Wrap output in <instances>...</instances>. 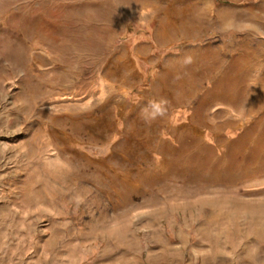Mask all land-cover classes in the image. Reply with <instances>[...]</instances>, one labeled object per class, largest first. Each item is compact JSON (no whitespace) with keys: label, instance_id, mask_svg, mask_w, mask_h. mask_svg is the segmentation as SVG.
<instances>
[{"label":"rangeland","instance_id":"rangeland-1","mask_svg":"<svg viewBox=\"0 0 264 264\" xmlns=\"http://www.w3.org/2000/svg\"><path fill=\"white\" fill-rule=\"evenodd\" d=\"M0 264H264V0H0Z\"/></svg>","mask_w":264,"mask_h":264},{"label":"crops","instance_id":"crops-1","mask_svg":"<svg viewBox=\"0 0 264 264\" xmlns=\"http://www.w3.org/2000/svg\"><path fill=\"white\" fill-rule=\"evenodd\" d=\"M213 57L216 58L217 56H213ZM213 57H211V55H209L207 53L204 54L202 51L192 50L191 54L189 56L191 62L188 63V65L191 64L190 66L192 68V72H191L192 77L198 78L200 80V82L208 83V81L210 80V74L208 72V67L206 65H204L202 63V61L207 62V60H209L210 58H213ZM234 65L235 64L233 63V61H231L229 63V67H234ZM248 69H249V67H248ZM255 79H256V74H254V75L250 74V76H248L246 80H247L248 84H250V83L252 84V83H255ZM234 116L241 118V114H234ZM184 123H186V122H184ZM236 123L237 122L234 121L233 126L231 127L232 129L239 128V126H241V123H237V124ZM192 129H193V131L195 130L194 128H192Z\"/></svg>","mask_w":264,"mask_h":264},{"label":"clouds","instance_id":"clouds-1","mask_svg":"<svg viewBox=\"0 0 264 264\" xmlns=\"http://www.w3.org/2000/svg\"><path fill=\"white\" fill-rule=\"evenodd\" d=\"M191 60L186 59L185 63H190ZM166 107L167 101L164 99L160 100H152L145 107L141 109V119H143L146 123H150L157 118H162L166 115Z\"/></svg>","mask_w":264,"mask_h":264}]
</instances>
